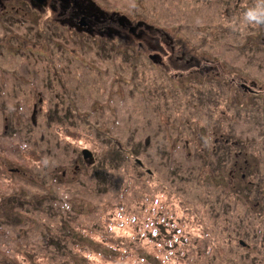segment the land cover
Returning <instances> with one entry per match:
<instances>
[{"label": "rangeland", "instance_id": "374dc122", "mask_svg": "<svg viewBox=\"0 0 264 264\" xmlns=\"http://www.w3.org/2000/svg\"><path fill=\"white\" fill-rule=\"evenodd\" d=\"M94 1L142 42L0 11V264H264V0Z\"/></svg>", "mask_w": 264, "mask_h": 264}, {"label": "flooded vegetation", "instance_id": "af4514ba", "mask_svg": "<svg viewBox=\"0 0 264 264\" xmlns=\"http://www.w3.org/2000/svg\"><path fill=\"white\" fill-rule=\"evenodd\" d=\"M0 3V7L6 12H9L7 10L10 8L16 13L23 12L24 20L33 18L34 27L39 26V12L43 9L51 13L53 20L66 24L72 30L83 34L104 37L105 35L119 36L123 32L121 29L134 32L124 22L121 24L123 27L120 26L116 12L104 13L90 0H0ZM8 19L11 21L10 16ZM241 88L250 91L247 86Z\"/></svg>", "mask_w": 264, "mask_h": 264}, {"label": "trees", "instance_id": "16d2710c", "mask_svg": "<svg viewBox=\"0 0 264 264\" xmlns=\"http://www.w3.org/2000/svg\"><path fill=\"white\" fill-rule=\"evenodd\" d=\"M94 1V0H93ZM95 2V1H94ZM97 4V3H96ZM98 5V4H97ZM99 6V5H98ZM1 8V7H0ZM113 13V12H111ZM40 20V19H39ZM144 24V22H140V24L134 26V32H130L128 33L127 36H122V32L119 36H110V35H105L104 37H100V36H94V38H99L101 40H105V41H109V40H122L125 39L127 41V43H131L132 41H139L140 43L142 42V33L138 30V28H140L142 25ZM147 26V25H146ZM64 28H67V27H64ZM147 28H150V26H147ZM146 30H150V29H147ZM131 40V41H130ZM243 91V90H242ZM35 124V123H34Z\"/></svg>", "mask_w": 264, "mask_h": 264}, {"label": "clouds", "instance_id": "9594fccd", "mask_svg": "<svg viewBox=\"0 0 264 264\" xmlns=\"http://www.w3.org/2000/svg\"><path fill=\"white\" fill-rule=\"evenodd\" d=\"M245 19L248 21L264 22V15L258 14L255 10L245 13Z\"/></svg>", "mask_w": 264, "mask_h": 264}, {"label": "water", "instance_id": "95a60500", "mask_svg": "<svg viewBox=\"0 0 264 264\" xmlns=\"http://www.w3.org/2000/svg\"><path fill=\"white\" fill-rule=\"evenodd\" d=\"M124 20L127 21L126 18H125V16H121L120 17V21H124ZM259 23L261 25H264V22H259ZM82 154H83V157H84L85 160H88L90 163L93 162V159H94L93 154L88 149H84L82 151ZM240 244L243 245L244 243L241 242Z\"/></svg>", "mask_w": 264, "mask_h": 264}]
</instances>
